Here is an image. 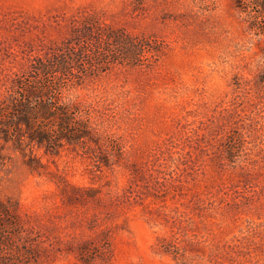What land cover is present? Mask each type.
I'll return each instance as SVG.
<instances>
[{
    "label": "rangeland",
    "instance_id": "1",
    "mask_svg": "<svg viewBox=\"0 0 264 264\" xmlns=\"http://www.w3.org/2000/svg\"><path fill=\"white\" fill-rule=\"evenodd\" d=\"M239 5L0 0V98L67 59L87 133L0 139V200L16 207L0 258L264 264V17Z\"/></svg>",
    "mask_w": 264,
    "mask_h": 264
},
{
    "label": "trees",
    "instance_id": "2",
    "mask_svg": "<svg viewBox=\"0 0 264 264\" xmlns=\"http://www.w3.org/2000/svg\"><path fill=\"white\" fill-rule=\"evenodd\" d=\"M236 1L241 4L238 6L241 11H245L249 4L254 5L259 8L258 17H264V0ZM82 33L89 35L90 29L73 32L72 39L76 35L80 38ZM70 63L67 59L54 57L38 60L29 70L34 74L33 80L29 83H25L24 78L12 81L14 92L0 98L1 140L16 144L27 140L55 149L64 142L76 143L86 136L85 126L81 124L86 120L82 118L81 110L77 111L63 95L62 90L67 83L58 78L59 74H69L74 69ZM37 73L39 78H36ZM14 212V205L0 200V223L12 224L9 218ZM0 264L17 262L0 258Z\"/></svg>",
    "mask_w": 264,
    "mask_h": 264
}]
</instances>
